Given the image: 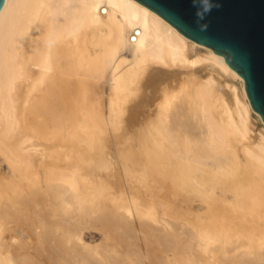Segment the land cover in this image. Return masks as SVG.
Listing matches in <instances>:
<instances>
[{
  "label": "bare ground",
  "instance_id": "bare-ground-1",
  "mask_svg": "<svg viewBox=\"0 0 264 264\" xmlns=\"http://www.w3.org/2000/svg\"><path fill=\"white\" fill-rule=\"evenodd\" d=\"M225 59L138 0H4L0 264H264V119Z\"/></svg>",
  "mask_w": 264,
  "mask_h": 264
},
{
  "label": "water",
  "instance_id": "water-1",
  "mask_svg": "<svg viewBox=\"0 0 264 264\" xmlns=\"http://www.w3.org/2000/svg\"><path fill=\"white\" fill-rule=\"evenodd\" d=\"M138 1L184 35L224 55L244 78L250 102L264 119V0H214L220 7L199 22L193 0ZM200 23H206L207 29L201 31Z\"/></svg>",
  "mask_w": 264,
  "mask_h": 264
},
{
  "label": "clouds",
  "instance_id": "clouds-1",
  "mask_svg": "<svg viewBox=\"0 0 264 264\" xmlns=\"http://www.w3.org/2000/svg\"><path fill=\"white\" fill-rule=\"evenodd\" d=\"M193 6L197 9L195 15L197 21H204L206 16L211 13L213 8H219L220 4L218 2H214V0H193ZM201 31L207 29L206 23H200Z\"/></svg>",
  "mask_w": 264,
  "mask_h": 264
}]
</instances>
